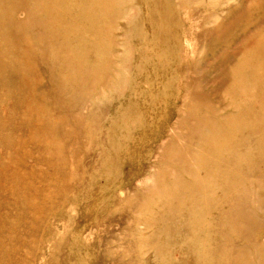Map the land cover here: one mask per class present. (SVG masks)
Here are the masks:
<instances>
[{"label":"rangeland","instance_id":"1","mask_svg":"<svg viewBox=\"0 0 264 264\" xmlns=\"http://www.w3.org/2000/svg\"><path fill=\"white\" fill-rule=\"evenodd\" d=\"M0 264H264V0H0Z\"/></svg>","mask_w":264,"mask_h":264}]
</instances>
